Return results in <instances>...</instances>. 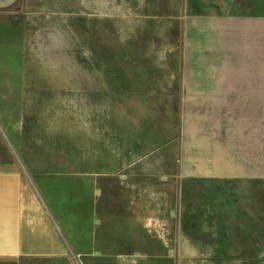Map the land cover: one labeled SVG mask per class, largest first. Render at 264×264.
I'll return each mask as SVG.
<instances>
[{"label":"rangeland","instance_id":"obj_1","mask_svg":"<svg viewBox=\"0 0 264 264\" xmlns=\"http://www.w3.org/2000/svg\"><path fill=\"white\" fill-rule=\"evenodd\" d=\"M191 14L264 16V0L0 8V244L20 250L0 264H264V216L234 207L264 206V184L181 173Z\"/></svg>","mask_w":264,"mask_h":264},{"label":"crops","instance_id":"obj_2","mask_svg":"<svg viewBox=\"0 0 264 264\" xmlns=\"http://www.w3.org/2000/svg\"><path fill=\"white\" fill-rule=\"evenodd\" d=\"M175 93L183 177L263 185L264 16L187 15ZM250 201L234 202L243 223L264 216V206ZM12 248L7 257L15 258L20 250Z\"/></svg>","mask_w":264,"mask_h":264},{"label":"bare ground","instance_id":"obj_3","mask_svg":"<svg viewBox=\"0 0 264 264\" xmlns=\"http://www.w3.org/2000/svg\"><path fill=\"white\" fill-rule=\"evenodd\" d=\"M19 0H0V8H8L13 4L17 3ZM6 196L5 194H3ZM9 196V194H8ZM7 197V196H6Z\"/></svg>","mask_w":264,"mask_h":264},{"label":"water","instance_id":"obj_4","mask_svg":"<svg viewBox=\"0 0 264 264\" xmlns=\"http://www.w3.org/2000/svg\"><path fill=\"white\" fill-rule=\"evenodd\" d=\"M0 131L2 132V134H3V136L5 137V139H6V135L4 134V132H3V130H2V127H1V125H0ZM7 140V139H6ZM8 144H9V142H8ZM46 209V208H45ZM46 212L49 214V216H50V213H49V211H48V209H46ZM50 220H51V222L53 223V225L55 226V228H56V230H58L59 231V229H58V227H57V225H55V223H54V221H53V219H52V217L50 216ZM62 236V235H61Z\"/></svg>","mask_w":264,"mask_h":264}]
</instances>
